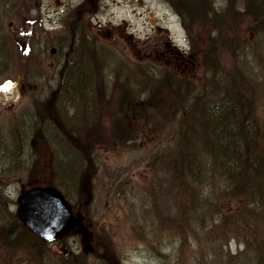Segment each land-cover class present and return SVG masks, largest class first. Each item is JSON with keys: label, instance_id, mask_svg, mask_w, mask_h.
Masks as SVG:
<instances>
[{"label": "rangeland", "instance_id": "374dc122", "mask_svg": "<svg viewBox=\"0 0 264 264\" xmlns=\"http://www.w3.org/2000/svg\"><path fill=\"white\" fill-rule=\"evenodd\" d=\"M10 1L16 12L10 11L5 18V29L11 22L24 45L14 49L6 45L1 91L6 80L23 77L15 102L7 101L9 91H0V233L4 241L10 240L1 250V255L6 254L0 264H264V204H252L238 192L232 193L229 182L208 172L207 163L205 173L195 180L198 190L178 178L175 161L157 157L172 148L169 122L157 125V119H150L133 124L127 110L124 129L133 135L127 134L122 144L109 140L97 144L103 134L117 132L116 108L124 85L138 96L144 84L176 83L171 88L163 86L164 98L165 94L172 97L175 89L178 93L181 82L208 87L215 70H208V40L213 35L215 45L209 43L216 51L212 59L216 69L236 75L252 71L259 79L257 87L263 88L264 32L249 31L253 23L244 14L241 0H214L211 16L221 15L226 23L231 35L227 43L225 31H217L208 20H193L188 29L168 0ZM73 17L82 23L70 31L67 22ZM81 30L94 34L95 41L90 40L87 48L96 53L98 70H91V78L102 92L100 134L92 135L97 171L87 196L67 188L72 171L64 160L67 148H57L62 137L48 132L39 142L30 132L45 82H53L56 73L59 53L51 50L58 47V39L63 45H69L73 37L78 40L76 32ZM27 45L32 50L24 56L20 47ZM77 50L85 54L84 48L74 47L70 66L79 56ZM84 110V103H79L80 115ZM162 113L172 116L174 111ZM174 119L177 124L178 118ZM36 186L58 187L73 211L84 215L81 227L90 233L93 252L82 249L76 233L58 238L62 239L56 244L41 242L27 228L15 225H23L17 217L18 198ZM24 231L27 239L21 240Z\"/></svg>", "mask_w": 264, "mask_h": 264}, {"label": "trees", "instance_id": "16d2710c", "mask_svg": "<svg viewBox=\"0 0 264 264\" xmlns=\"http://www.w3.org/2000/svg\"><path fill=\"white\" fill-rule=\"evenodd\" d=\"M168 1L188 29L192 28L193 20L200 19L203 22L208 20L217 31L222 29L225 31L226 43L231 41L230 32L226 23L223 24L221 15L213 13L218 17L211 16L214 0ZM241 2L244 14L251 20L250 23H253L249 31L255 34L263 33L264 0ZM81 21L73 17L67 22V30H74V24L78 26ZM89 29L92 32L90 23ZM76 34L78 40L75 41L73 37L69 45H63L61 39L55 43L58 45L56 53H59L55 57L56 73L51 78L53 82L51 80L45 82L46 88L41 94L44 97L38 99L36 106L38 114L32 118L30 132L32 139L39 142L44 141L48 132H51L54 138L62 137V141L57 143V148L59 150L61 147L64 150L67 148L64 160L71 166L69 170L72 171L71 178L66 181L67 188L78 190L87 196L89 195L87 191L93 187V178L97 171L95 166L97 150L94 148L96 137L92 139V135L100 134L97 129L101 124L99 118L102 106L99 103L102 92L100 86L98 88L97 84L96 86L93 84L92 81H95L93 77L91 78V70H98L97 55L87 48L90 40L92 43L95 41L94 34L88 36L82 33V30L80 34L77 32ZM215 40L216 35L208 40V70L215 68L208 87L199 89L185 81L180 83L181 89L178 93L175 89L172 97L168 98L165 94L164 98L163 86L166 84L171 88V85L176 83L148 86L144 84L138 96L134 95L130 87L124 88V85L119 92V104L116 108L117 132L112 131L110 136L103 134L105 139L101 137L97 144H104L107 140L122 144L126 142L127 134L133 135L131 131L126 134L124 129L123 117L127 110L131 114L133 124L137 120L150 119H157L155 120L157 125L169 122L172 148L157 157L174 160V173L178 178L188 181L190 186L198 190L195 180L198 179V175L205 173L203 168L207 163L210 166L208 172L216 173L229 182L232 193L238 192L251 200L252 204H264V87L260 89L257 87L259 79L252 71H241V74L236 75L230 70L228 73L225 72L226 74H221L213 62L216 51L209 43L215 45ZM222 41L225 43V40ZM76 46L84 48L85 54L81 55V51L77 50L79 56L75 57L70 66L72 49ZM20 48L24 56L26 52L32 50L31 45ZM245 51L249 52L252 49L247 48ZM61 55L64 56L62 60L59 58ZM78 62L88 69L87 72L82 68L80 71ZM38 68L40 65L35 66L34 70L38 72ZM171 76L173 78V75ZM79 103H84L85 107L81 115L78 111ZM171 109L174 111L172 116H165L162 113L163 110ZM92 112L95 114L92 115ZM169 117L172 120H169ZM174 118H178L177 124ZM50 120H54L53 125ZM77 127H81V131H75ZM102 133H106V129ZM131 140L132 138H129V141ZM20 237L21 240L24 239L22 235Z\"/></svg>", "mask_w": 264, "mask_h": 264}, {"label": "water", "instance_id": "95a60500", "mask_svg": "<svg viewBox=\"0 0 264 264\" xmlns=\"http://www.w3.org/2000/svg\"><path fill=\"white\" fill-rule=\"evenodd\" d=\"M60 4L59 1H56ZM55 53L56 48H52ZM22 75L19 76V79ZM12 84V94L7 100H16L20 96V81ZM17 215L20 221L38 238L51 241L70 233L84 220V215L74 214L71 204L63 194L52 186H36L21 194L18 198ZM79 227V226H78ZM85 235L83 241L90 239L85 227L81 229ZM86 252H93L90 241L85 245Z\"/></svg>", "mask_w": 264, "mask_h": 264}, {"label": "flooded vegetation", "instance_id": "af4514ba", "mask_svg": "<svg viewBox=\"0 0 264 264\" xmlns=\"http://www.w3.org/2000/svg\"><path fill=\"white\" fill-rule=\"evenodd\" d=\"M62 6L64 5L63 3L61 4ZM10 11H14V12H16L15 11V9H14V5H13V3H12V1H10V0H0V67L2 66V65H4V58L6 57V55H7V50H6V45H8L9 46V48H11V49H14V47H16V45L17 44H19L20 46L21 45H24L22 42H21V39H20V37L17 35V34H15L14 33V31H13V26H12V23L10 22V24H8V27H7V31H6V29H5V18L9 15V13H10ZM6 33H9L8 34V36H6ZM7 40V41H6ZM17 48V47H16ZM56 48V47H55ZM56 53V52H55ZM10 58H11V55L9 56ZM19 79H17V81H18ZM5 81V80H4ZM3 81V82H4ZM3 85V84H2ZM0 91H1V87H0ZM2 91H4V88H2ZM1 91V92H2ZM19 91H20V94H21V91H22V82L20 81V85H19ZM12 94V92H9V95H11ZM13 102H15V101H13ZM74 209V208H73ZM76 213V212H75ZM86 220V219H85ZM84 220V221H85ZM82 224V223H81ZM81 224L80 225H77V226H80V227H77V228H75L74 229V231L72 232V233H76V234H78V235H80V237H81V243H82V249H84V251L86 252V249H85V246H84V243L86 242H84L83 241V233H82V231H81V229L83 228V227H81ZM17 227H19V228H21V226L23 227V228H26L25 226H23V225H19V223L18 222H16V224H15ZM10 231L11 230H8L5 234H8V233H10ZM21 232H22V230H21ZM27 232L28 233H30V231H28L27 230ZM26 234V231H24L23 232V237H24V240H26L27 239V236L25 235ZM38 238V237H37ZM37 238H35V240L37 241ZM32 239V238H31ZM62 239V238H61ZM61 239H54V240H52V241H57V242H55L56 244H58V243H60V240ZM3 240V241H2ZM4 240H7V239H5V237H3L2 235H1V233H0V241H2L1 243H0V253L2 252L1 250L4 248V245H6V243L8 242V241H10V240H8V241H4ZM34 240V241H35ZM39 240H41V239H39ZM88 240V239H87ZM4 242V243H3ZM41 242H46V241H41ZM84 242V243H83ZM49 243H51V241H49ZM16 249V248H15ZM5 254H6V251H5ZM4 254V255H5ZM4 255H1L0 254V258H3L4 257Z\"/></svg>", "mask_w": 264, "mask_h": 264}, {"label": "bare ground", "instance_id": "6f19581e", "mask_svg": "<svg viewBox=\"0 0 264 264\" xmlns=\"http://www.w3.org/2000/svg\"><path fill=\"white\" fill-rule=\"evenodd\" d=\"M12 87V84L10 85V82H7L3 88L9 91L12 89Z\"/></svg>", "mask_w": 264, "mask_h": 264}]
</instances>
